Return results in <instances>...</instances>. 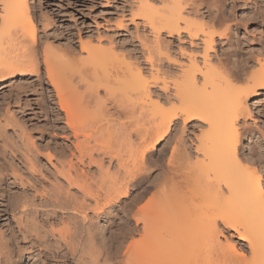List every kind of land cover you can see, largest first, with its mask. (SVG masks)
Instances as JSON below:
<instances>
[{
  "label": "bare ground",
  "instance_id": "bare-ground-1",
  "mask_svg": "<svg viewBox=\"0 0 264 264\" xmlns=\"http://www.w3.org/2000/svg\"><path fill=\"white\" fill-rule=\"evenodd\" d=\"M134 1V5L129 8V18H137L149 28L157 61L161 62L162 59H165L168 62L166 71L161 70V64L153 62L150 55L153 52H149V59L145 55L150 63L149 70L145 72L139 62L131 56L116 55L111 43L107 49L102 48L100 44L94 43L95 46L89 42L79 43L80 51L85 53V57L81 58L78 68L75 66L72 68L75 57L68 58L64 54L51 56L49 54L51 49L50 51L43 49L42 63L45 67L46 78L53 88L58 108L64 112L67 127L71 129L74 138L72 145L77 151L75 159L80 163L87 160L89 164L94 161L92 151L93 153L96 151L98 167L107 177L104 180L106 187H102L100 190H91V186L82 180L86 174L83 175V178L81 175V180L78 174H74L75 176L72 178L73 174L69 173V170L73 165H69L70 162L66 163L67 166L69 165L67 171L63 172L64 168L61 166L62 170L58 172L64 179L66 178L67 182L77 184L78 190L82 192V198L80 197L82 200L78 202L79 198L76 199L75 196V201L64 199L66 194L63 195L59 192L62 199L59 197L60 195H53L54 191L49 192L51 196L48 199L44 197L43 200L47 201L53 207H51L52 209L57 208V211L70 209L75 213L82 214L86 207L90 208L91 206L85 204L89 198L93 201L91 209L95 210V213L97 211L101 213L105 209L104 206H111L115 203L123 204L124 199L126 201L130 197L131 190H137L134 198L130 200L131 202L123 207V212L125 213V226L129 223V218L134 219L136 223L134 231L138 233V239L126 241L125 238L131 236L132 230L125 227L123 238L121 241H116L114 250V253L122 254V264H264V186L261 174V171L264 172V151H255V148L249 147V154L254 156L253 160H250L251 156L246 158L241 153V137L250 129L245 126V118L251 116L249 100L258 98L264 93V38L253 44H245L249 41L245 39L230 42L232 30L230 24L223 25L225 28L223 27L222 31L209 30V26L213 27L218 21L219 24L220 22L225 23L230 18L226 15L227 11L217 8L216 4L219 0L217 3L214 2L215 4L208 3L209 5H207L208 8L210 5L213 9L217 8L218 13L214 12L217 13V17H215L218 21L215 23V17H213L214 14L212 16L211 10L206 7L208 13H205L198 8L202 5L199 2L204 0ZM261 2L264 7V0ZM257 13H261L259 16L264 18L263 11L260 10ZM162 32H165L167 38L176 36L177 40L183 38L182 34L186 35L190 49L178 48V53L186 59L185 64L184 62L183 64L179 63L175 54L170 52L172 49H170V41L161 38ZM216 39L220 43L223 40L230 42L228 50L220 49V53L217 54L215 52ZM257 44L260 47L256 49L259 55L257 54L258 56L256 55L257 57H254V62H252L249 52L254 50ZM36 47V25L30 12L29 0H0L1 85L8 76L12 78L18 71L19 73L20 71H37L39 61ZM174 65L177 66L178 74L176 72L173 75L174 78L170 79L172 81L171 92L164 73L169 72ZM156 84L165 94L164 98L160 95L161 93L152 95L150 88ZM81 87H84L88 93L86 101L81 97L77 98ZM99 89L104 90V96H107L108 99L99 96ZM108 100L114 110L112 112L107 108ZM90 103L97 110L89 111L87 108ZM166 103H168L167 107L165 108L163 105L162 108V104L166 105ZM169 104L175 106L169 108ZM145 113L149 117L147 118L149 126L140 128L137 122L140 121L141 116H145ZM178 118L181 119L183 128L190 122L203 125L200 133L194 136L195 142L190 141L194 146V151L192 154L191 152L186 153L185 142L179 137L176 142L178 146L182 147L181 160L183 162L179 163L180 159L175 156L176 150L179 148L176 149L177 146L173 147L172 145L171 155L168 156L166 162L169 165H175L177 160L180 165L164 167L167 174L161 176L162 178H159L160 171L159 175L157 172L152 176L149 167L154 162L152 161L153 151L169 134L171 125L176 123ZM4 121L0 120V126L4 127L1 124ZM84 121L90 122L88 126L93 124L95 131L94 127L92 129L97 138L108 136L112 143L108 146L98 145L100 138L97 140L94 138L93 140L98 144L81 146L85 145L88 139L87 133L84 134L82 131ZM16 124L18 125L17 122ZM3 127L0 129L3 130ZM17 128L19 129V126ZM20 130L23 135L24 129ZM81 131L83 139L79 138ZM4 133L1 134L4 135ZM17 133L15 131V135ZM17 136L15 139L17 137L21 140V136L19 134ZM23 136H26V133ZM0 137L2 139L3 136ZM1 139L2 152L0 154H5V147L8 144ZM11 139L12 137L9 140ZM23 139L16 143L21 144L24 142ZM30 144L32 147L33 144L31 142ZM18 146L19 148L23 147L22 145ZM127 152L128 155L130 153L129 156L126 154ZM25 153L27 152H24V156L27 157L28 153L27 155ZM126 155L129 161L126 160L127 157L124 158ZM104 157H107L108 165L113 160L116 161V170L111 175L108 165L106 168L103 167ZM261 161L262 170L258 163ZM28 162H31L30 158ZM15 165L8 162L6 164L5 158L0 161V185L7 174L15 176L18 167L15 168ZM30 167L34 174L33 168L36 170L37 167L33 165L32 168L31 163ZM18 173L20 174V172ZM20 176L24 177L22 174ZM100 179L102 178L100 177ZM106 179L110 180L111 184ZM18 182L25 184L28 181L18 180ZM43 190L39 191L46 194L47 190L45 191V188ZM39 191L37 192L39 193ZM24 192H22L23 195H19L20 198L15 196L17 199L12 194V199L16 200H11L10 209L13 210V213H16L14 210L19 209L20 218L22 215H26L24 225L28 224V227L31 226L30 229L32 228L35 232L34 235L29 234L27 232L29 228L27 231L24 228L28 235L23 234L24 225L18 223V221H23L19 218L18 221L16 219L17 223L22 225L20 232L23 234L24 240L30 237L29 250L33 245H37L42 249L39 252L43 251L45 255L49 252L48 254L54 255L55 250L64 245L66 251H70L72 248L74 259H81L83 256L81 253L89 251L90 255L86 253V256L89 257L91 263L98 264L101 259L102 264H111V257L107 256L110 255V250L108 252L107 248L99 242L98 234L92 227L83 226L79 230L76 224L67 227L69 225L67 223L64 232L62 228V230L59 228L62 232H56L57 238L54 237L53 241H48L49 238L46 237L48 231L45 229L46 227L51 229L54 219L49 216V219L45 217L46 219L40 220V222L36 221L37 217L34 216L36 219L32 218V214L31 217H27L28 213L35 210L37 205H34L33 197L28 199ZM41 193L39 197H43ZM39 202L38 205L41 206L43 201H41V205ZM27 205H34V207L30 206L33 210L29 211L30 208L26 211L25 206ZM43 205L38 208H44ZM52 211L51 213H53ZM63 215L66 214L63 213ZM82 218L85 219V216ZM219 223L233 233L232 237L238 240L237 243L227 237L224 238V243L219 240L218 234L221 233L218 228ZM18 229L20 230V228ZM50 234L52 233L50 232ZM53 235L51 236L53 237ZM0 240L2 243L8 242L7 240L3 241L4 237L3 240L2 238ZM15 243L14 245H16ZM85 243L88 245L86 248L84 247ZM5 245L3 247L0 244V264H10L9 260L12 264V259L6 260L8 256L5 257L4 250L9 244L7 247ZM11 245L8 247L9 250ZM77 247L81 251L84 248L85 250L76 255ZM13 251L18 252L19 250L13 248ZM8 254L12 258V255Z\"/></svg>",
  "mask_w": 264,
  "mask_h": 264
},
{
  "label": "rangeland",
  "instance_id": "rangeland-1",
  "mask_svg": "<svg viewBox=\"0 0 264 264\" xmlns=\"http://www.w3.org/2000/svg\"><path fill=\"white\" fill-rule=\"evenodd\" d=\"M217 1L218 0H204L201 2L197 1L202 4L200 5L201 7L199 6L198 8L201 9L202 12L208 13L206 9L207 5L215 4L217 3ZM134 3H135L134 0H29L30 12L34 20V23L36 25V38H37L36 50L38 53L37 57L39 61L38 69L37 71H30V70L20 71V73L18 71L14 73L15 75L12 78L8 76L7 80L2 85L0 84V120L4 121L6 117L5 121L1 123L2 125H4V127L0 126V128L3 127V130H4L3 131L0 129V132L1 131L3 133L5 132L4 135L1 134L2 132L0 133L4 138L2 137L1 139L0 137V139L3 140L6 144H8V146L5 147V151L3 150L6 156L4 153L0 154V161L4 160L5 158L6 164L7 162L9 164L12 163L13 165L16 164L14 166L15 168L18 166L15 176L9 172L11 175L7 174V176L4 178V181H2L0 185V233H1L0 238H2L3 240V237H4L5 240L3 241H6V240L8 241L7 243L6 242L2 243V241L0 240V244L3 247L5 243H6L5 245L6 247H7V244L9 245L12 244L10 247L11 248L10 250L8 248L9 245L7 249L5 248L4 250V252H6L5 257L8 256L6 260L12 259L13 260L12 264H93L88 259L89 257L86 256V253L89 254V251L88 252L85 251L86 253H81L88 246L86 243L84 244L85 248L82 251L79 249V247H77L75 251L76 255H79L80 253L83 255V256L81 255L82 256L81 259H74L72 255V248L70 251H66L64 245L60 246L58 250H55L56 253H54V255L48 254L49 252H47V255H45L43 251L42 253L39 252V250H42V249L41 247L38 248L37 245L35 246L33 245L32 248L33 247L34 248L33 249L31 248L29 250L30 248L29 246L31 245L29 242L30 237H27L24 240L22 236L24 233L26 236L28 235V233L29 234L31 233L32 235H34L35 232H33L34 230L32 228L30 229L31 226L28 227V224L27 226H25L26 224L24 225V223L26 222L25 220L26 215H22L20 218L19 217L20 215H18L20 212L19 209L14 210L16 213H13L12 212L13 210L11 211L10 209L11 200L15 201L17 199L15 196L20 198L19 195H23L22 194L23 191H25L24 192L25 197H27L28 199H31L33 197L32 199L35 201V204L34 202H32V204L37 205V207L35 206L34 208L35 210L31 208V207H34V205L25 206L26 207L25 210L26 209L29 210L30 208L31 209L29 211L33 210L32 211L33 213L27 212L28 213L27 217H29L32 214L33 215L32 218H35V217L38 218L36 221L38 220L42 221L46 218L49 219L50 217L54 219V222L52 223L53 225H51L52 230L49 227L47 228L45 226L46 227L45 230L48 231V234L46 236L49 238L48 241H53L54 237L56 239L57 233L61 231L62 229L64 232L66 229L67 223H69L67 227H70L72 224H76L79 230H81L83 226H86V228L87 226L92 227L93 230H95L98 234L99 242H101V244L104 245L105 248H107L108 252L110 250V252L112 253L111 255V253L109 252L110 255H107L111 257V261H110L111 264H122V259H123L122 254L118 255L114 253V250L116 248L115 247L116 241L117 240L121 241L123 238L122 235L125 231L124 229H126L125 227H129L132 230V232L130 233L131 236L125 238L126 241L128 242L131 240L136 241L138 239L137 238L138 233L134 231L136 230L135 228L136 223L134 219L129 218V223H127V226H125L126 220H125V213L123 212V209H124L123 207L125 206V204L131 202L130 200L134 198V195H136L137 190L135 191L131 190L130 197L127 198L126 201L124 199L123 204L115 203L111 206H104L103 207L105 208L103 209L104 211H102L101 213L97 211L98 214L95 213L96 212L95 210L91 209V207L93 206V201L92 199H89V198H87L86 200L87 203L85 202V204L87 205L89 204L88 206L90 205L91 206L90 208L86 207L85 208L86 210L84 209L85 213L84 212L83 213L85 215L83 213L82 214L75 213L74 211H71L70 209L69 210L67 209V211L64 210L65 212L63 210L57 211V208L52 209L53 207L50 204H48L47 201L43 200L44 197L48 199L51 196V194L49 195V192L51 193L53 191H54L53 192L54 194L53 193L52 194L53 195L57 194L58 196L60 195L59 197H61V194L67 195L69 193L67 195L68 197L64 195L63 198L64 199L68 198L70 201L72 199L74 200L76 197H77L76 199L79 198L78 202L82 200V199L80 200V197L82 198L81 196L82 192L81 190H78L79 188L76 186L77 184L69 183V181L67 182L65 180L66 178L64 179V177H62V174H60L61 172L60 170H62V167L64 168L62 171L66 172L70 164L73 165L71 167L72 169L69 170L70 171L69 173L73 174V175L71 174L72 178L76 174H78L80 175V180H81L83 178V175L86 174V177H84V179L82 180H85L86 183L89 186H91L90 188L91 190L95 191V190H100L102 187H106L104 186L105 185L104 182H106L104 180L105 178H107L105 177L106 175L103 174L98 167L99 165L97 163L98 157H97L96 151H94L95 153H93L92 151L94 161L89 162V164L87 163V160H85L83 163H80L78 162V160L75 159V156L77 155V151L75 149V146L72 145V143L74 142V138H73L71 129L70 127L68 129L67 127L68 125L65 122L64 112L58 108V104H56L57 99L54 96L55 94H54L53 88L46 78V73L44 69L45 67H44V64L42 63V58H43L42 52L44 51L43 49L45 48L46 51L47 50L50 51L51 49V51L49 52L51 56H61L62 54H64L65 57H68V58L75 57L72 68H74V66L78 68L81 58L85 57V53L80 51L79 43L89 42L91 45L100 44L102 48H106V49L110 47V43H111V46H114L113 48H114V51L116 52L114 53L116 55L121 56L123 54V55L131 56L132 58L136 59L139 62L140 67L145 72L148 71L150 67V63L147 60V57L149 59L150 55L152 56L153 62L155 64H161L160 65V67H162L161 70L163 72L166 71L168 69L166 68L168 66V62L165 59H162L161 62L157 61V54L153 50L154 47H153V44L151 43V33L149 31V28L144 26L141 23V20L137 18H133V19L129 18L130 17L129 8L131 5H134ZM211 5L209 8L208 7L207 8L211 10V12H213L212 13V16L214 14L213 17L215 16L217 17L218 12L216 11V9L219 8V9L224 10L225 12L227 11L226 15L229 16L230 18L228 20L229 22L228 21L225 23L222 22L223 24L220 22L219 24V21L215 17L214 23L216 21L218 22L217 24L215 23V25L212 22L214 25L213 26L214 28L212 26H209V30L214 29L213 31L215 32L222 31L225 28L224 27L225 25L230 24L232 26L231 38L229 40L230 42H234L236 40L242 41V39H245L246 41L247 40L250 41V42L249 41L245 42V44L246 43L253 44V43L259 42V40H262L264 38V20H263L264 18L262 19V17L259 16V14L261 13H257V12H260L261 10L263 11L262 14H264V7L262 5L261 0H219L218 4H216L217 6L216 9L215 8L213 9V7L211 8ZM214 11H216L217 13ZM161 35L163 36V37L161 36V38H165L166 40L169 39L170 49L172 48L171 49L172 51L170 50V52L175 54V56L179 60L178 62L179 63L181 62V64H183L184 62L185 64L186 59L184 56L178 53L179 52L178 48H184L185 50L190 49L188 38L186 37V35L182 34L183 38L181 40H177L176 36L172 38H167L165 32H162ZM259 36H261L262 38L260 37L259 39ZM254 38H257V39L255 40ZM223 41L222 43H220L218 42V39H216L215 43L217 47L215 48V52H217V54L220 53V49H223L224 51L228 50V45L230 42H226V40H223ZM143 45H145L146 47L145 46L143 47ZM258 46L259 45L257 44L254 47V50L252 49V51L249 52L250 53L249 58H250V61L252 62H254V59H255L254 57H257L259 55L258 50H256L260 48ZM149 52L150 53L153 52V53L150 54ZM263 53H264V50H263ZM145 55L147 57H145ZM211 55H214V54L211 53ZM160 58H163V57H160ZM232 59L234 60V57ZM174 66L170 70L172 73L170 71L167 73H164L165 79L168 82L169 91H171V82H172L171 80L174 78L173 75H175L176 72L178 74V70L176 68L177 66L175 67ZM169 74H170V77H169ZM158 84L151 87L150 91L152 95L154 96L159 95L161 93L160 95L162 96V98H164L163 95L165 94L160 89ZM238 85H240V83H238ZM77 96H78L77 98L81 97L82 100L84 101L88 100L87 99L88 97H86L88 96V93H86V90H84V87L83 88L81 87L79 89ZM99 96L101 98H107V96L106 97L104 96L103 89H99ZM83 98H86V99H83ZM249 101H250L249 106L251 108V116L245 118V123H246L245 126L247 127V129L249 128L250 129L248 133L243 134V136L241 137V144H242L241 153L246 158L251 156L249 154V147H252L253 149L255 148L254 149L255 151H258V150L264 151V140H263V136H264V93L258 98H251ZM109 102L110 101L108 100L107 108L112 112L114 110L112 106L109 104ZM167 104L168 103H166V105L162 104V108H163V105L166 108ZM173 106L175 105L169 104V108ZM87 109L92 112L97 110L96 107L92 105V103L88 105ZM145 116H147L146 113H145ZM145 116H141L142 118L141 119L139 118L140 120L138 121L139 123L137 122L140 128L142 127L145 128L149 126V122L147 119L149 117L148 116L145 117ZM16 122L18 123V125L16 124ZM89 124L90 122L84 121L82 131H84V134L87 133L88 139H87V142H85L86 146L85 145H81V146L87 147V144L90 146H93V144L95 145L98 143H99L98 145L108 146L110 145V143H112L110 142L109 137L107 135H106L107 137L104 136L105 138L103 136L101 138L99 137L100 139L97 138L96 137L97 135H94L95 127L92 126L93 124L88 126ZM12 125H16L17 127L19 126V129L17 127L15 128V126L12 127ZM20 127L22 128V130L23 129L25 130V131L23 130V133L25 132L26 136H23L25 135V133L22 135V131L20 130L21 129ZM184 127L185 128H183L181 119L178 118L177 122L171 125V130L169 134L163 140H161L157 149L153 151L152 161L154 162H152V164L149 167L152 172V176L156 175L157 172H158L157 175H159V171L161 174L159 175V178L167 174V171L165 168L169 164L166 161L171 155L172 145L173 147L174 145L177 146L176 149L179 148L178 150H176L177 154L178 153L179 154L177 155L175 153V156H177L180 159L179 163L183 162L181 160V156L183 153L182 147L178 146V143L176 142L179 137L183 139L185 142L186 153H190V152L191 154L193 153L194 146L192 145L190 141L195 142L194 136L200 133V130L202 129L203 125L202 124L198 125V123L190 122ZM92 128L94 129V131ZM181 130L184 132H182ZM15 131L16 133L19 132L17 133V135L18 134L20 136L22 135L20 138L21 140L17 138L18 136L15 135ZM20 131H21V134H20ZM82 131L80 132V135H81L79 136L80 139L84 138ZM15 136H17L16 139H15ZM11 137L13 141H11L12 139L9 140ZM22 139L24 142H22L21 144H17L21 142ZM93 139L94 140L99 139L98 143L97 141H94ZM108 140H109V144H108ZM30 142L34 146L32 145L31 147ZM0 145H1L0 152H2L1 142H0ZM18 145H22V146L24 145V146L23 147L20 146L19 148ZM24 148L26 149V151ZM30 149H32L33 151ZM24 152L28 153V155L27 153H25L27 157L24 156ZM126 154L128 155V152ZM1 155L3 156L1 157ZM127 155L124 156V158L125 157L128 158L130 153L128 156ZM251 157L252 158L250 160H253L254 156H251ZM29 158L31 162H28ZM127 158L126 160L129 161V158L128 159ZM107 162H108L107 157H104L103 159L104 168L107 167L108 165ZM30 163L32 164V168H33V165H35V167L38 168V169L36 168V170L35 168H33L35 171L34 174L30 169L31 168ZM66 163L67 164L69 163V165L67 166ZM179 163L176 160L175 165L170 164L169 166L171 167L178 166L177 164ZM258 163L262 164V161ZM258 163H257V166H259ZM261 164L259 167H261V170H262ZM108 167H109L110 175L113 174V172L116 170V161L113 160L112 163L108 165ZM18 172H20V174ZM161 172L162 173L166 172V173L162 174ZM21 174L22 176L24 175V177H21V176L19 177V175ZM261 174L263 178L262 183L264 186V172L261 171ZM81 175H82V178H81ZM100 177L102 179H100ZM18 180H22V182L28 181L29 184L28 182H26L25 184L24 183L20 184ZM30 182L33 184H31ZM107 182L111 184L110 180H107ZM41 187H44L45 191L47 190L48 192L46 191L45 192L46 194H44V192L41 193V191L44 189ZM36 190L37 191L41 190V191H39L38 193ZM59 192L61 194H59ZM40 193L42 194L41 196L43 197H39ZM12 194L14 195L13 197L16 198V199L14 198L15 200L12 199L13 198ZM36 199H38V201H36ZM33 200H30V201H33ZM40 200L45 202V203L42 202V205L44 204L43 205L44 208L42 207V209L38 208L42 206ZM38 202L41 206L38 205ZM51 211L53 213H51ZM59 212L62 214H60ZM63 213H65L66 215H63ZM15 214H17L18 216L17 215L13 216ZM79 215L85 216V219L82 218L83 216L80 217ZM18 218L22 219L23 222L18 221ZM16 219L18 223L19 222L22 223V225H24L25 227L23 226L22 228L21 227L22 225L18 224ZM53 226L54 227L56 226V227L54 228ZM18 228H20V230ZM21 228H22L23 234L20 232ZM24 228H26L25 231H27L29 228V230L27 231L28 233L24 231ZM59 228L60 229L62 228V229L60 230ZM218 228L221 230V233L218 234V238L223 243H224L225 237H227L228 239L232 240L235 243L238 242V240H236L235 237H232L233 233H231V231H229L228 229H225L222 224L219 223ZM50 232L52 234H50ZM51 235H53V237ZM14 239L16 243L14 242ZM14 243L16 245H14ZM13 248L14 250L18 249L20 252L19 251L14 252ZM23 249H28V250H23ZM87 249L89 250V248ZM7 251L8 253H10V255H12V258L11 256H9ZM10 251H12L13 253H11ZM40 258H42L43 260ZM100 260L99 262L102 264V261ZM9 261L11 264V260Z\"/></svg>",
  "mask_w": 264,
  "mask_h": 264
}]
</instances>
